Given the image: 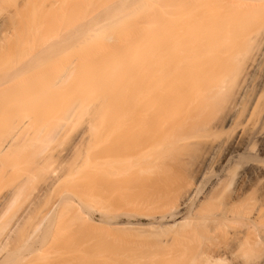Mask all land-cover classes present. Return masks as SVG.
I'll return each mask as SVG.
<instances>
[{
	"label": "bare ground",
	"instance_id": "6f19581e",
	"mask_svg": "<svg viewBox=\"0 0 264 264\" xmlns=\"http://www.w3.org/2000/svg\"><path fill=\"white\" fill-rule=\"evenodd\" d=\"M0 12V105L16 92L25 59L44 65L38 79L59 56L60 71L24 102L37 104L43 119L51 114L41 125H55L53 135L81 122L77 137L99 153L87 163L84 208L73 210L85 236L102 238L47 240L64 219L55 200L32 230L50 222L46 240L21 238L10 264L46 260L58 244L72 246L60 259L69 264H264V0H0ZM11 36L20 54L6 60ZM25 122H13L1 155ZM152 208L160 213L142 211ZM163 219L174 220L154 225ZM152 229L172 232L151 240ZM228 232L234 239L222 249L214 239ZM107 233L143 240L103 239Z\"/></svg>",
	"mask_w": 264,
	"mask_h": 264
},
{
	"label": "rangeland",
	"instance_id": "374dc122",
	"mask_svg": "<svg viewBox=\"0 0 264 264\" xmlns=\"http://www.w3.org/2000/svg\"><path fill=\"white\" fill-rule=\"evenodd\" d=\"M0 19H1V12H0ZM11 37H10V39L12 41H10V43H9L10 47L7 48V50H9V51L7 52L8 56L6 57V60L7 59L10 60L12 57H14L13 56L14 54H16V55L20 54L19 49L16 46H14V39L16 37H14V36H11ZM11 42H13L12 45H11ZM2 53L3 52L0 51V64H2V60L4 59V57H2L3 56ZM16 55H15V57H16ZM37 58H38V56H37ZM51 59L53 61L50 60L51 63L48 62V66H47V64H45L47 66V68L44 67V69H46L47 72L45 70H44L45 73H44V71H42L45 74L42 77L43 80H45V81L51 80V78H52L51 75L59 72L60 70H57L58 69L57 67L59 66V68H61L60 65L63 64V62H64L63 59L60 60L59 56L55 57V58H51ZM32 61H33V59H32ZM32 61H31V59L30 60H26V59L24 60L23 64L29 63L28 64L29 66L27 65V68H25L24 70H21V72H18V70H17L18 76H15L16 78H14V80H12V82L16 83V84L13 83L14 86H16L15 87L16 92L11 96H9V94H8L7 98H5L7 100L4 99L0 105V143L5 142V140L9 136V134H11L15 131L16 127L13 124L14 121H18V119H21V118L26 121L22 131H20L13 138L11 146L8 147V149L6 150L5 153H3L2 155L0 154V199H1V196L6 194L10 185L15 187L13 200H12V204L10 205V207L4 208L2 210L0 209V240L2 237L6 236L10 226H12V225L14 226L12 231H11L10 237L7 238V242H6L7 246L5 247L6 250L3 249L2 251H0V264H7V263L10 264L8 262L9 258L11 257L10 251H12V253H14L13 257L16 256V258H17V254H18L17 248L20 244V241L22 242L23 241L22 239H24L27 236V234H30L33 232L32 230L34 229V226H36L35 224L38 223L37 220H39V218H40L39 216H41L43 214L44 210H46L55 200H60L59 207L64 209V211L62 213H64V212L65 213L63 215H61V219L62 218L65 219V221H64V219L62 220V222L63 221L65 222L64 223L65 225L63 226V223L59 222L58 226L56 227L57 228V231H56V228H54L52 230L50 229V227H51V226L49 227V225L51 224L50 222L44 221L40 225V227H42V228L39 227V229H38L39 231H36V232L34 231L35 233L33 232V235L31 236L32 240H34V239L35 240H41V238H42V240H46L44 238H46L48 236V232L50 230L53 232H55V231L56 232L53 233L50 231L49 232L50 234L47 237V240H54V239L55 240H90V239H88L89 236L94 235V234H89L88 236H85L89 232L87 233L88 230L85 227L84 221L82 222L81 221L82 219L78 220V218H76L78 215L76 216L74 214H76V213L78 214V212L75 210V212H76L75 213L73 209H75V208L83 209L84 208V202H83L84 201V199H83L84 198V195H83L84 192H80V191L81 190L85 191L84 189H85V183L87 180L86 174H87L88 160H90L98 152L95 150L96 153L95 152L92 153V150L91 149L89 150L87 145L85 144V138L84 137H83L84 139L78 138L79 137L78 135H80L79 130H80V128H82L81 122H76V124H74V125L64 126L63 128H61V130H59L57 135H53L52 130L56 129L55 125L50 124V123H47L48 125L47 124L41 125V120H49V121L51 120V118H50L51 114L48 115L44 111L46 118L43 119L42 118L43 115H42L41 111L38 109L37 104H35V103L34 104H32V103L31 104H25L24 101L27 98L30 100L31 96L41 95L39 91L43 87L42 78H40L39 75H38V79L34 77V73H36V71L38 69H41L42 64L37 65V64H35L36 63L35 60L33 62ZM42 66H44V65H42ZM62 66L64 67V65H62ZM1 68H2V66L0 67V69ZM4 69H6V67H4ZM16 69H17V67L15 68V70ZM6 71H10V70L6 69ZM26 76H28L29 78ZM36 90H38V94H37V92H35ZM27 105H30V107H26ZM54 105L56 107H64V105L60 104V103H57ZM57 129H59V127ZM49 136H50V138H49L50 140L48 139ZM95 139H96V141H98L97 140L98 138H95ZM95 139L93 140L94 143L96 142ZM46 140L49 142H46ZM95 146H96V149L99 151V146H100L99 143ZM97 155H96V157H97ZM48 178H53L55 180L57 179L56 181L54 180L55 183L52 186V188L49 189V191H47L48 189L47 190L41 189L42 191L41 190L38 191L39 188L41 187L42 183L45 181V179H48ZM69 188H70V191H69ZM81 188H83V189H81ZM75 189H77V190H75ZM37 191H38V193H37ZM69 192H71V194L73 196ZM57 193H58V195H57ZM58 196H59V198H58ZM64 198L65 199L67 198V200H65ZM79 199H80V201H79ZM80 202H83V203H81L83 205H81ZM71 205H72V207H71ZM77 205L78 206L80 205V207H78ZM39 206H40V208H39ZM187 206H188V204L179 209L180 215L175 218V221L181 219V217L183 215L187 214V212H186ZM35 207H37V208H35ZM221 207L218 206V208H221ZM156 210L159 211L160 208H152V210L142 209V211H150V213L155 211V212L151 213L154 215H157L160 213ZM70 212H72V213H70ZM65 215H66V217H65ZM79 215H80V213H79ZM82 215H84V214L82 213ZM95 216H98V215H95ZM69 219H71L72 221ZM139 220L143 223H146L148 221V219H145V218H140ZM173 220H164L163 219V220H161V222L153 220L154 221L153 223H154V225H158L159 223L170 224L173 222ZM68 221H69V223H67ZM80 221L82 223H80ZM122 222H125V219L122 218V220H120V223H122ZM72 224L74 227L71 226ZM80 224H82V227ZM45 225H46V227H45ZM61 226L64 227V229ZM58 227H59V229H58ZM60 229L63 230V231L61 230L62 231L61 233H60V231H58ZM155 230L156 229H152L150 231L151 240H161L162 238H165L168 234H170L172 232V230H169V229H166V230L161 231V232H156ZM219 230L221 231V229H219ZM75 231L76 232L78 231V232L76 233ZM227 231H228V229L226 230V232ZM57 232H58V234H57ZM214 232H216V231H214ZM214 232H213V234H214ZM223 232H225V230ZM40 233H42L43 236H41ZM79 233H80V235H79ZM84 233H86V234H84ZM44 234L46 235V237L44 236ZM55 234H57V235H55ZM70 234H72V235H70ZM107 234H105V236L102 234L103 239L105 237H107L108 240H143L142 238L137 239L135 235L129 237L128 235H125L124 233H107ZM219 234L220 233H218V235ZM50 235L53 237H51ZM215 235H212L211 237H213V239H214ZM223 235H225V234H223ZM33 236H35V237H33ZM55 236H56V238H55ZM94 236L95 237H93V236L91 237L92 238L91 240H99V238H102V236H99L98 234L94 235ZM36 237H38V238H36ZM50 237H51V239H50ZM83 237H85L87 239H85ZM232 237H234V236L232 235ZM232 237L230 238L229 232H228L225 236H222V234H221V236L215 237L214 241H215V243L218 242L219 244H221V242H222L223 245L221 244L222 246L221 245L220 246L223 249V246L225 244H229V241L230 240L232 241L234 239V238L232 239ZM31 239H30V241H32ZM203 239H205V238H203ZM209 239H212V238H209ZM213 239L211 242H214ZM100 240H102V239H100ZM177 240H195V237L191 236V238H189V239L182 238V239H177ZM197 240H200V239L198 238ZM217 240H219V241L221 240V242H219ZM225 240H227V241L224 242ZM69 245L70 244H68V245L66 244L64 246V244H62V245L58 244L57 245L58 250L60 248L59 251L62 253H60L58 251L59 252V253L57 252L58 255L55 254L54 256H51V257L47 258L46 260H40V259L38 260L36 258H35L36 260L34 258H30V260H28V259L23 260L24 264H40V263L41 264H51V263L52 264H66L67 262L63 263V262H65L64 260H63V262H60V261L62 260L61 257L65 256V253H66V255L71 254L70 252L72 250V248H71L72 246L71 245L69 246ZM211 246H213V245H211ZM213 247H216V244ZM221 247H220V249H221ZM225 247H226V245L224 246V248ZM63 252H64V254H63ZM7 253H9V254H7ZM236 256H237V259L240 258L239 255L236 254V255H234L235 258H233V257L230 258V261L234 262V260L236 259ZM13 259L14 258H12V260ZM231 259H234V260H231ZM21 261L19 262L16 259V261L12 264H17V263L21 264ZM25 261H26V263H25ZM67 264H69V263H67ZM70 264H71V262H70Z\"/></svg>",
	"mask_w": 264,
	"mask_h": 264
}]
</instances>
